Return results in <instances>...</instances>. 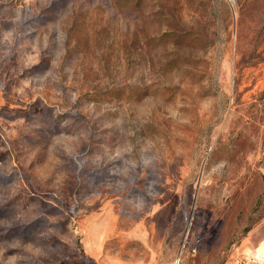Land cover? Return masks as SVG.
<instances>
[{
    "label": "rangeland",
    "instance_id": "1",
    "mask_svg": "<svg viewBox=\"0 0 264 264\" xmlns=\"http://www.w3.org/2000/svg\"><path fill=\"white\" fill-rule=\"evenodd\" d=\"M264 233V0H0V264H228Z\"/></svg>",
    "mask_w": 264,
    "mask_h": 264
},
{
    "label": "crops",
    "instance_id": "2",
    "mask_svg": "<svg viewBox=\"0 0 264 264\" xmlns=\"http://www.w3.org/2000/svg\"><path fill=\"white\" fill-rule=\"evenodd\" d=\"M244 248H251L257 259H259L261 264H264V233L254 237V239L250 240L247 243H242V245L238 246L235 255H233L231 261L228 264H238V257ZM250 264H258V263H250Z\"/></svg>",
    "mask_w": 264,
    "mask_h": 264
},
{
    "label": "built area",
    "instance_id": "3",
    "mask_svg": "<svg viewBox=\"0 0 264 264\" xmlns=\"http://www.w3.org/2000/svg\"><path fill=\"white\" fill-rule=\"evenodd\" d=\"M253 262L261 264L251 248H244L238 257V264H250Z\"/></svg>",
    "mask_w": 264,
    "mask_h": 264
}]
</instances>
